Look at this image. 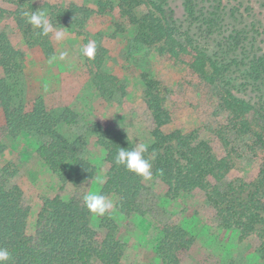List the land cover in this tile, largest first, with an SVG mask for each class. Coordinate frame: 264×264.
<instances>
[{
	"label": "trees",
	"instance_id": "trees-1",
	"mask_svg": "<svg viewBox=\"0 0 264 264\" xmlns=\"http://www.w3.org/2000/svg\"><path fill=\"white\" fill-rule=\"evenodd\" d=\"M169 1L118 0L121 16L134 27L137 43L155 45L166 62L184 66L191 75L223 90L222 107L231 115L228 133L234 131V141L252 135L251 150L260 165L254 190L246 198L241 197L244 188L237 193L235 185L228 182L232 168L228 152L231 138L203 140L194 132H166L171 117L163 100L153 93V82L143 77L144 99L151 113L149 155L156 153L152 161L153 179L165 184L167 195L172 199L202 190L216 210L222 228L239 230L241 239L255 235L263 240L264 53L252 58L247 39L250 29L242 37L224 33L222 19L232 16L234 10L226 13L227 6L222 0H183V14L178 18L164 14L170 9ZM25 8L15 11V23L24 41L40 48L48 58L52 55L48 37L37 35L38 30L21 16L22 11L37 8L32 2H27ZM140 8L149 11L138 13ZM66 13L58 9L50 16L60 21ZM218 31L222 33L218 38H211L214 42L211 48L209 38ZM17 58L18 53L7 36L0 33V109L4 116V134L12 139L23 132L45 138L36 154L62 185L72 187V194L67 201L60 196L43 200L34 233L27 236L30 210L21 189L13 183L17 171L10 164L0 168V247L12 253L14 264H122L126 245L118 237L115 222L102 218L101 234L90 226L92 214L84 206L83 197L92 185L95 169L82 157L84 144L81 139L70 142L57 131L60 124L76 126V115L66 108L54 117L41 101L33 103L30 110L15 103L8 82L19 72ZM228 75L230 81L225 80ZM98 79L108 84L112 80L102 74ZM87 132L95 136L109 166L101 194L116 195L119 213L125 217L149 216L158 222L161 226L158 257L162 264H182L193 240L160 206L159 197L141 178L115 163L119 148H134L128 136L116 123L101 120L90 122ZM4 148L0 144V152Z\"/></svg>",
	"mask_w": 264,
	"mask_h": 264
},
{
	"label": "rangeland",
	"instance_id": "rangeland-1",
	"mask_svg": "<svg viewBox=\"0 0 264 264\" xmlns=\"http://www.w3.org/2000/svg\"><path fill=\"white\" fill-rule=\"evenodd\" d=\"M27 2H32L37 10L47 11L49 16L58 9L68 12L60 21L50 16L56 31L63 33L62 39L57 40L55 32L47 35L51 56L67 52L64 61L49 64V57L40 48L24 41L14 13L20 8L26 10ZM263 9L257 6V11L264 13ZM146 11L149 9H138V13ZM0 33L7 36L18 53L19 72L8 82L15 103L30 110L33 103L41 101L54 117L66 108L76 115V126L60 124L57 131L70 142L81 139L84 144L82 157L95 169L87 192L97 176L104 179L96 185L101 191L109 168L104 150L97 146L95 136L87 132L90 122L116 123L134 147L140 142L151 144V113L144 99L143 77L153 82V93L163 100L171 117L166 132H194L203 140L231 138L228 152L232 168L228 182L235 185L237 193L244 188L243 198L254 190L260 162L251 150L253 137L234 141V131L228 133L231 115L222 107L225 94L216 85L191 75L184 66L166 62L155 45L137 43L134 27L121 16L118 0H0ZM90 40L97 42V54L92 61L80 53ZM99 74L111 77V84L98 79ZM3 127L0 109V144L5 147L0 152V168L10 164L17 171L13 183L21 189L29 207L26 235L31 236L42 201L55 196L67 201L72 187L62 185L39 160L36 152L45 138L25 132L8 138ZM143 184L154 191L160 206L193 240L182 264H264V238L252 235L241 239L239 230L222 228L216 210L202 190L172 199L161 181L152 179ZM109 197L115 198V209L102 217L92 214L91 228L101 234L102 218L115 222L118 237L126 245L122 264H162L156 253L160 224L149 216H123L118 210V197Z\"/></svg>",
	"mask_w": 264,
	"mask_h": 264
},
{
	"label": "clouds",
	"instance_id": "clouds-1",
	"mask_svg": "<svg viewBox=\"0 0 264 264\" xmlns=\"http://www.w3.org/2000/svg\"><path fill=\"white\" fill-rule=\"evenodd\" d=\"M21 16L25 22L37 31L39 36H47L49 33L55 32L57 40L62 39L63 33L56 31L55 25L52 23L50 16L45 10L22 11ZM80 53L88 61L95 59L97 54V42L90 40L81 49ZM68 56L67 52H60L59 56H51L48 58V63L52 64L57 61H64ZM150 145L148 143H137L132 149L119 148L115 156V163L118 166H123L128 172L141 178L144 182H149L153 179V164L156 153L153 151L149 155ZM162 174V171H161ZM104 179L100 176L96 177L93 188L83 197L84 206L90 214L97 217H102L106 213L112 212L116 207L115 198H110L107 195L101 194L96 185L102 184ZM0 264H14L12 253L4 247H0Z\"/></svg>",
	"mask_w": 264,
	"mask_h": 264
},
{
	"label": "flooded vegetation",
	"instance_id": "flooded-vegetation-1",
	"mask_svg": "<svg viewBox=\"0 0 264 264\" xmlns=\"http://www.w3.org/2000/svg\"><path fill=\"white\" fill-rule=\"evenodd\" d=\"M222 1L223 4L227 6L226 13L231 14L229 10L230 9L234 10L232 16L227 15L224 19H222L221 27L224 33L228 35L230 33L239 34L242 37L245 35L246 31L250 29L251 32L250 34H248L247 39L248 42L251 44L252 58L253 57L257 58L261 56L262 53H264V13H262V10L257 11V6L263 9L264 0H222ZM182 3L183 0H172V1L170 0L169 1L170 9L165 11L164 14L174 18L181 17V15L183 14ZM157 15L159 16L158 13ZM234 31H236V33ZM221 33L222 32L218 31L217 33H213L210 36L208 42L210 43L211 48L214 45V42L211 40V38H218L220 37ZM260 36L263 37L260 38ZM234 69L235 67L233 66L231 68L232 80L234 79V74H233ZM225 80L230 81V75H228ZM262 84L264 85V81L262 82ZM220 86L224 88V90H226V86L224 84H220ZM222 91L223 90H221V92Z\"/></svg>",
	"mask_w": 264,
	"mask_h": 264
}]
</instances>
